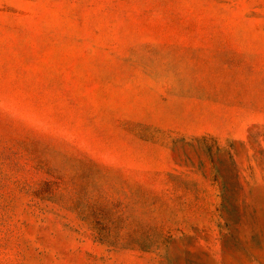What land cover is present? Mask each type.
I'll return each instance as SVG.
<instances>
[{"label":"rangeland","instance_id":"1","mask_svg":"<svg viewBox=\"0 0 264 264\" xmlns=\"http://www.w3.org/2000/svg\"><path fill=\"white\" fill-rule=\"evenodd\" d=\"M0 264H264V0H0Z\"/></svg>","mask_w":264,"mask_h":264},{"label":"crops","instance_id":"2","mask_svg":"<svg viewBox=\"0 0 264 264\" xmlns=\"http://www.w3.org/2000/svg\"><path fill=\"white\" fill-rule=\"evenodd\" d=\"M217 248H218V247L215 246V249H216V250H217ZM215 254H217V251L214 252V257H217V255H215ZM215 259H216V258H215Z\"/></svg>","mask_w":264,"mask_h":264}]
</instances>
